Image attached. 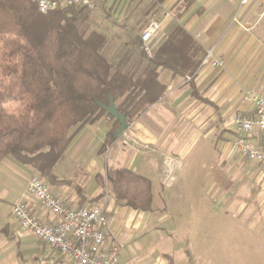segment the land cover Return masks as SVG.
<instances>
[{
    "label": "crops",
    "instance_id": "crops-1",
    "mask_svg": "<svg viewBox=\"0 0 264 264\" xmlns=\"http://www.w3.org/2000/svg\"><path fill=\"white\" fill-rule=\"evenodd\" d=\"M164 6L178 10L173 14L162 10ZM161 8L157 18L161 29L149 43L153 54L168 32L180 25L201 47V55L212 48L222 64L198 66L189 76L161 69L158 78L165 91L134 120L130 129L134 148L108 145L109 161L101 173L95 154L101 153L114 120L102 116L76 132L55 164L53 172L67 182L46 180L69 206L102 195L93 203L105 207L108 240L120 244L118 264L206 261L208 254L196 231L215 209L240 217L236 222L240 233L262 230L264 222V174L258 163L232 156L229 147L237 135L235 115L254 113L245 92L260 88L264 95V0H164ZM247 138L258 142L262 137L254 133ZM109 165L149 179L151 209L133 208L113 197L105 179ZM75 168H82L85 176ZM34 173L28 165L0 161V264H74L22 230L12 217V205L23 200L42 220H55L26 189Z\"/></svg>",
    "mask_w": 264,
    "mask_h": 264
},
{
    "label": "trees",
    "instance_id": "trees-1",
    "mask_svg": "<svg viewBox=\"0 0 264 264\" xmlns=\"http://www.w3.org/2000/svg\"><path fill=\"white\" fill-rule=\"evenodd\" d=\"M163 1L131 0L143 15H157ZM90 11L64 7L40 13L33 0H0V161L10 157L28 165L51 184L67 182L53 168L74 134L102 116L113 119L101 107L110 95L126 121L135 120L163 95L161 69L189 76L202 56L201 47L180 25L149 56L140 38L148 23H136L135 33L127 31L130 41L122 42L114 55L106 54V33L83 25ZM118 127L114 119L99 152L117 139L113 133ZM105 179L118 202L151 209L149 179L111 165Z\"/></svg>",
    "mask_w": 264,
    "mask_h": 264
},
{
    "label": "built area",
    "instance_id": "built-area-1",
    "mask_svg": "<svg viewBox=\"0 0 264 264\" xmlns=\"http://www.w3.org/2000/svg\"><path fill=\"white\" fill-rule=\"evenodd\" d=\"M40 13H47L59 8L73 7L95 9L103 0H33ZM247 0H241L242 3ZM161 21L151 20L141 31L142 48L150 53L149 43L159 33ZM222 60L215 57L213 49H205L199 67H217ZM246 96L253 102V115H235L233 123L237 135L230 141V151L238 158L259 164L264 174V95L262 90H247ZM125 130L119 135L120 145L135 146L129 130L134 120L126 121ZM260 133L261 140L252 142L247 135ZM26 189L55 220H42L28 204L19 200L11 208L12 217L22 230L32 233L45 245L55 249L60 255L69 256L74 264H118L120 244L108 240L109 220L101 203H86L69 206L65 198L57 194L49 183L40 176L33 175L26 182Z\"/></svg>",
    "mask_w": 264,
    "mask_h": 264
},
{
    "label": "rangeland",
    "instance_id": "rangeland-1",
    "mask_svg": "<svg viewBox=\"0 0 264 264\" xmlns=\"http://www.w3.org/2000/svg\"><path fill=\"white\" fill-rule=\"evenodd\" d=\"M134 3L131 0H112V2L103 0L95 9L89 12L88 19L83 25L87 30L97 29L106 33L110 41V44L106 48V54L113 53L111 55H114V52L122 42L130 41L127 31L131 30V35L132 32L135 33L136 23L145 26L146 23L160 16L161 11L157 15H143V13L134 10ZM166 8L164 6L161 9L165 10ZM167 9L172 10L173 14L178 10L172 9V7ZM148 55H153L151 49ZM7 100L10 101V98H7ZM128 133L131 136L130 130ZM118 137L114 142L120 144L119 141L121 139H118ZM98 146L99 142H96L95 148H93L94 152ZM108 153L109 151L106 148L100 154H95L99 158L97 166H100L101 173H103L104 164L109 161ZM232 156L234 155L232 154ZM4 159L13 162L15 165H22L10 157H5ZM238 159L240 161L245 160L243 158ZM81 169L75 168L74 172L80 176H85L86 173L84 172L83 174ZM70 170L73 171V168L71 169L70 167ZM33 175L38 176L37 173ZM85 179L87 182V178ZM239 218L234 213L226 215L216 209L212 214H209L207 222H202L201 229L196 231L198 234L196 238L199 239L198 242H201L203 246H200L201 249L204 250V254H208V259H206L208 262L200 258L197 260V264H264V222L261 223L263 224L261 225L263 226L262 230H258L257 232L247 230L244 233H240L236 227V222H238ZM209 259L212 261H209Z\"/></svg>",
    "mask_w": 264,
    "mask_h": 264
},
{
    "label": "water",
    "instance_id": "water-1",
    "mask_svg": "<svg viewBox=\"0 0 264 264\" xmlns=\"http://www.w3.org/2000/svg\"><path fill=\"white\" fill-rule=\"evenodd\" d=\"M101 107L108 112L114 119H117L119 122L118 129L113 133L114 137H118L126 128V119L124 114L120 113L112 99V96H109V101L107 105L101 104Z\"/></svg>",
    "mask_w": 264,
    "mask_h": 264
}]
</instances>
